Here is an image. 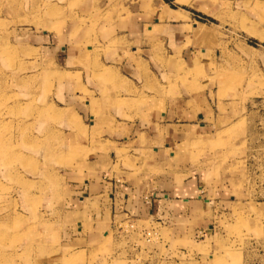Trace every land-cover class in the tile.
I'll return each instance as SVG.
<instances>
[{
  "label": "rangeland",
  "instance_id": "obj_1",
  "mask_svg": "<svg viewBox=\"0 0 264 264\" xmlns=\"http://www.w3.org/2000/svg\"><path fill=\"white\" fill-rule=\"evenodd\" d=\"M171 9L186 29L152 52L159 63L163 53V83L202 81L221 101L225 122L193 156L218 168L231 202L209 235L186 244L142 219L113 223L89 247L62 244L61 169L88 155L80 149L88 141L75 137L84 131L76 112L64 123L54 90L65 74L51 69L36 42L66 35L86 50L79 64L96 65L103 53L131 45L128 30L163 21ZM263 55L264 0H0V264H264ZM115 150L126 165L127 150ZM152 227L163 236V261L152 253L162 239L143 234Z\"/></svg>",
  "mask_w": 264,
  "mask_h": 264
},
{
  "label": "crops",
  "instance_id": "obj_2",
  "mask_svg": "<svg viewBox=\"0 0 264 264\" xmlns=\"http://www.w3.org/2000/svg\"><path fill=\"white\" fill-rule=\"evenodd\" d=\"M178 13L165 11L163 21L128 30L123 36L131 45L103 53L96 65H80L86 50L66 35L38 38L37 47L53 63L51 69L65 74L54 90L64 123H69L68 113L76 112L84 131L75 137L88 141L80 147L88 149V155L61 169L62 244L89 247L105 237L113 223L126 219L158 223L162 234L164 230L186 244L193 236L209 235L223 205L231 202L232 190L218 168L193 156L225 122L218 108L221 101L202 81L163 83V53L159 63L152 52L166 41L175 43L186 29L188 23L180 22ZM197 23L202 22H193L194 29ZM260 60L264 65V55ZM109 149L114 150L105 153ZM115 149L127 150L126 165L118 163ZM161 239L152 253L163 261ZM165 246L171 248L170 243Z\"/></svg>",
  "mask_w": 264,
  "mask_h": 264
},
{
  "label": "built area",
  "instance_id": "obj_3",
  "mask_svg": "<svg viewBox=\"0 0 264 264\" xmlns=\"http://www.w3.org/2000/svg\"><path fill=\"white\" fill-rule=\"evenodd\" d=\"M121 223H119L120 226ZM133 225V224H132ZM143 234L145 235V237L147 238L148 242H150L153 238L158 237L159 239L161 238V234L158 232L157 228L152 227L151 230H143Z\"/></svg>",
  "mask_w": 264,
  "mask_h": 264
}]
</instances>
